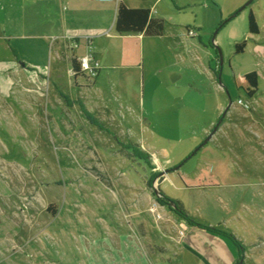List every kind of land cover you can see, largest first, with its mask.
I'll return each mask as SVG.
<instances>
[{
	"label": "rangeland",
	"instance_id": "374dc122",
	"mask_svg": "<svg viewBox=\"0 0 264 264\" xmlns=\"http://www.w3.org/2000/svg\"><path fill=\"white\" fill-rule=\"evenodd\" d=\"M247 1L223 18L238 12L229 28L220 32L225 26L218 24L212 31L215 34L218 29L215 35L222 39L223 64L217 72L222 86L209 83L200 61L188 62L186 51L198 53L195 47L164 49L154 36H147L144 44L138 36H129L110 46L93 45L102 69L94 87L95 78L88 80L69 66L67 49L56 55L52 48L19 47L20 58L26 62L29 57L40 58L41 53L48 55L42 63L47 69L32 63L36 70H28L23 61L11 63V43L0 39V264H112L109 250L122 248L128 239L129 245L138 248L141 241L150 259L160 257L163 264L170 261L169 249L180 242L184 229L163 232L167 213L161 206L159 218L152 210L154 189L188 199L189 204L198 200L200 191L204 193V189L180 188V174L166 169L188 168L203 154L217 155L211 139L186 159L207 137L193 144L200 125L207 123L215 107V92L226 102L215 123L230 96L235 106L219 127L231 118L243 119L244 111L251 109L238 103L240 97L257 108L253 97L235 84V75L256 70L257 54L250 43L245 51L236 52L232 23L239 26V32L249 31L248 18L254 11L264 36V0H253L239 9ZM77 52L82 54L84 48ZM83 101L100 123L86 115ZM249 140V145L232 146L264 155V141L255 136ZM136 147L149 156H137ZM155 171L158 175L151 183ZM99 184L107 192H117L110 191L129 222L140 214L141 220L131 224L130 238L123 233L126 223L112 224L108 213L100 214L94 207L98 199L93 194L99 193ZM141 200L145 206L138 209ZM129 207L136 210L128 211ZM254 213L253 225L264 229V213ZM245 242L250 254L242 248L238 264H245L246 255L250 264L264 262V245L255 247L252 239Z\"/></svg>",
	"mask_w": 264,
	"mask_h": 264
},
{
	"label": "crops",
	"instance_id": "0c3cea01",
	"mask_svg": "<svg viewBox=\"0 0 264 264\" xmlns=\"http://www.w3.org/2000/svg\"><path fill=\"white\" fill-rule=\"evenodd\" d=\"M243 1L245 0H0V39L11 43L10 49L13 55L11 63L23 61L20 58L19 47L40 48L46 51L48 48H52L56 50V55L60 49L65 48L69 52L67 63L72 67L74 58L84 55L88 46L93 47L96 44L110 46L129 36H138L137 38H140L144 44L147 36L141 32L123 34L116 32L117 7L120 2H124L130 7L150 8L153 17L164 20L163 34L154 36L162 43L164 49L171 50L173 47L180 49L183 45L188 49L189 46L195 47L198 53L192 52L190 49L186 51L188 62L190 60L192 63L200 61V65L205 68L206 78L213 85V82L218 83L217 78H220V72L217 74L220 69L218 47L222 39L221 35L216 36L212 34V31ZM197 6H200V9H196ZM230 20L221 26L225 27L220 32L229 28V24L232 22ZM233 24L235 23L231 25L233 26L231 30H234L231 34L232 39L239 42L249 35L248 45L249 43L254 44V49H256L257 66L255 69L259 73V88L253 96V101L257 108L252 105L251 109L244 111L243 119L231 118V122L218 128L211 138L214 140V146L218 148L217 155L216 153L213 155L203 154L195 159L188 168L174 169L176 166L170 168H173L172 174L175 172L180 174V188L204 189V193L200 191V196L195 203L192 201L189 204L188 199H181L186 209L203 222L226 227L236 232L237 236L245 243V251L249 255L250 251L246 248L245 240L252 239L256 242L263 240L262 243H250L255 247L260 244L264 245V229H261L259 225H253L252 217L256 210L264 213V155L260 156L251 150L240 151L232 145H236V143L249 145L251 143L249 138L252 136L264 141V88L263 90L260 88L264 82V36H262L263 29L259 34L251 36L247 30L239 32V26ZM213 37H215L214 41ZM72 47H74V53ZM79 47L84 48L82 54L77 52ZM92 52L97 57L93 48ZM72 54H75L76 57H72ZM47 56L46 53H41L40 58L31 59L29 57V62L23 61L22 66L28 70H36L32 64L36 63L41 65V68L47 69L46 65L42 64L46 61ZM97 59L99 60L98 57ZM246 71L248 70H243L240 73L243 74ZM101 75L102 69H100L92 87L98 84ZM220 85L222 86V84ZM220 85L218 88L221 89ZM220 94V92H215V107L211 109L214 116L211 113L207 123L200 125V131L194 136L193 144H199L216 124L215 119L217 115L221 114L226 103ZM82 104L86 107V115L90 120L100 123L99 118L87 108L84 101ZM234 107L233 103L228 112L232 113ZM143 146L145 147L144 144ZM220 149L225 153H222ZM157 159L163 167H167L158 157ZM170 177H172L171 174ZM97 188L99 193L94 190L95 194H93L98 199L95 200L94 207L97 206L100 214L108 213L109 221L112 224L116 221L126 223L124 227L126 230L123 233L125 237L130 238L134 232L131 224L141 220L140 214L133 218V222H129L123 206L118 201L116 202L115 196L110 193V191L117 192L114 189H108L109 192H107L106 187L101 188L100 184L97 185ZM131 189H128L130 196L133 193ZM164 192L176 198L167 191ZM248 192L251 195L243 198V195ZM154 194L157 198L158 195L155 192ZM144 206L145 201L141 200L137 207L142 209ZM162 206L167 213L163 232H169V228L174 233L179 228L184 229L180 242L170 248V251L168 250L173 257L165 264L237 263L241 249L233 240L205 227L192 224L179 216L168 204H162ZM130 209L131 207L128 211ZM131 210L134 212L136 208ZM241 229L246 231L243 232ZM246 235L249 237L247 238ZM129 243L128 239L126 243H123L122 248L109 250L108 257H111L112 264H163L160 257L158 259L149 258L147 250L140 247L142 246L141 241L138 242L139 248L132 247ZM250 249L252 251L251 247ZM247 257L246 255L243 262L250 264ZM262 263L264 264V262Z\"/></svg>",
	"mask_w": 264,
	"mask_h": 264
},
{
	"label": "trees",
	"instance_id": "16d2710c",
	"mask_svg": "<svg viewBox=\"0 0 264 264\" xmlns=\"http://www.w3.org/2000/svg\"><path fill=\"white\" fill-rule=\"evenodd\" d=\"M249 22V33L251 36L259 34L261 27L257 20L254 11H251L248 18ZM224 25L223 20L220 22L219 26ZM164 20L161 18H156L151 15V9L146 7H130L124 2H120L117 7L115 29L117 33H138L141 32L145 36H159L164 32ZM248 45V39H243L236 43V52L240 53L245 51ZM74 68L79 69V64L76 58H74ZM235 84L240 89L246 92L250 97H253L259 88V73L256 70H252L243 74L235 75ZM132 147V146H131ZM137 156L146 159L149 154L143 149L136 147L134 148ZM154 168V166H153ZM173 170V168H171ZM158 175V171H155L152 177H150V182L153 183L154 178ZM157 199L161 204H168L171 209H173L179 216L190 221L192 224H196L201 227H205L209 230L222 234L229 237L234 243L240 247L242 257V248L245 249V243L237 234L226 227H221L218 225H212L199 220L195 215L191 214L183 202L178 198H173L167 195L164 191H160ZM175 200L177 203V208L174 209L170 205V201ZM244 253V251H243ZM244 255V254H243ZM239 263V260L236 264Z\"/></svg>",
	"mask_w": 264,
	"mask_h": 264
},
{
	"label": "built area",
	"instance_id": "2783aa9c",
	"mask_svg": "<svg viewBox=\"0 0 264 264\" xmlns=\"http://www.w3.org/2000/svg\"><path fill=\"white\" fill-rule=\"evenodd\" d=\"M91 46H88L87 51L82 57L78 58L79 69L77 70L74 68L76 74H81L82 76L86 77L88 80H92L96 78L99 74L101 69V62L97 59L94 53L91 50ZM238 103L243 105L245 108H251V104L249 101H245L243 98L238 99ZM155 156V154L153 153ZM156 157V156H155ZM156 200L152 203V210L157 213V217L162 216V212H160V207L162 204L160 201L155 198Z\"/></svg>",
	"mask_w": 264,
	"mask_h": 264
},
{
	"label": "water",
	"instance_id": "95a60500",
	"mask_svg": "<svg viewBox=\"0 0 264 264\" xmlns=\"http://www.w3.org/2000/svg\"><path fill=\"white\" fill-rule=\"evenodd\" d=\"M252 1H253V0H248V1H247L246 3H244L239 9H243V8H245V7H246L247 5H249ZM237 13H238V12L236 11L234 14L228 16L225 20H223V23H224V24L227 23V22H228L230 19H232ZM221 25H222V24H221ZM220 27H221V26H220ZM217 32H218V29L215 31V34H216ZM214 39H215V37H213V41H214ZM213 43H214V42H213ZM218 52H219V59H220V62H221V66H222V64H223V53H222V50H221L220 47H218ZM232 105H233V99H232V97L230 96V97H229V102H228V104H227V106H226V108H225V110H224V112H223V115H222L221 119H220V120L214 125V127L211 129L210 133H209V134L207 135V137L203 140V142L200 143V144L195 148V150L193 151V153H192L191 155H189L188 157H186V159H188L189 157H191L193 154H195V153L199 150L200 147H202L205 143H207V142L210 141V139L212 138V136L214 135V133L218 130V128H219V126H220V123L222 122L223 118L225 117V115L227 114V112L230 110V108H231ZM177 167H179V166H177ZM177 167H174V168H177ZM170 170H171V168L166 169L167 172L170 171ZM155 178H156V177H155ZM155 180H156V179H154V181H155ZM155 193H156L157 195H160V190L157 189V187L155 188ZM169 203H170V205H171L172 208H174V209L177 208V203H176L175 200H172V201H170ZM242 261H243V259H242Z\"/></svg>",
	"mask_w": 264,
	"mask_h": 264
},
{
	"label": "flooded vegetation",
	"instance_id": "af4514ba",
	"mask_svg": "<svg viewBox=\"0 0 264 264\" xmlns=\"http://www.w3.org/2000/svg\"><path fill=\"white\" fill-rule=\"evenodd\" d=\"M246 256H244V258H245Z\"/></svg>",
	"mask_w": 264,
	"mask_h": 264
}]
</instances>
